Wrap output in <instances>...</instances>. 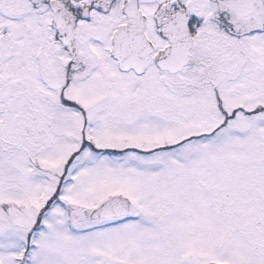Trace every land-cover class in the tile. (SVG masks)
<instances>
[{"label": "snow or ice", "instance_id": "6c2138e0", "mask_svg": "<svg viewBox=\"0 0 264 264\" xmlns=\"http://www.w3.org/2000/svg\"><path fill=\"white\" fill-rule=\"evenodd\" d=\"M0 264H264V0H0Z\"/></svg>", "mask_w": 264, "mask_h": 264}]
</instances>
